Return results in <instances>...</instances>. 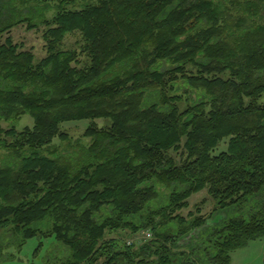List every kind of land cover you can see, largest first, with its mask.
<instances>
[{"label": "trees", "instance_id": "16d2710c", "mask_svg": "<svg viewBox=\"0 0 264 264\" xmlns=\"http://www.w3.org/2000/svg\"><path fill=\"white\" fill-rule=\"evenodd\" d=\"M36 1L56 14L0 20V233L55 237L59 264H232L263 238L264 0ZM24 24L44 59L5 38ZM82 121L90 146L62 155ZM204 191L214 213L183 217Z\"/></svg>", "mask_w": 264, "mask_h": 264}, {"label": "rangeland", "instance_id": "374dc122", "mask_svg": "<svg viewBox=\"0 0 264 264\" xmlns=\"http://www.w3.org/2000/svg\"><path fill=\"white\" fill-rule=\"evenodd\" d=\"M70 1V0H65ZM98 0H75V6L69 8L81 9L87 4L97 3ZM24 2H27L25 4ZM57 2H50L49 6L46 3L38 2L36 0H0V20L4 21L12 14V8L19 11H25L27 9H33V14L36 10L42 13L44 17L52 18L56 14ZM24 13H27L25 11ZM38 21V20H35ZM44 27L40 25L38 28L29 31L27 25H21L14 28L7 37H12L15 44L24 45L25 50L33 51L37 61L44 59L47 56L46 43L43 39ZM79 36H69L66 40L67 47H73ZM264 103V98L262 100ZM108 122V121H107ZM104 120L97 121L99 127L107 125ZM13 123H1L4 129H9ZM19 130L25 127H32L33 120L29 116L24 117L20 123L16 124ZM89 126L88 121L71 122L62 126V132L66 133L69 137L68 142H61L59 139L54 141L55 147H59L62 155H67L68 151L74 152L79 147H89L91 139L85 138L84 134ZM222 147L220 150H224ZM219 150V151H220ZM48 154V153H46ZM7 152L0 149V166L7 161ZM53 157V156H52ZM190 208L182 212V216L189 218V215L197 214V210L200 209L201 215L209 218L215 211V203L209 197L207 191L194 195L189 200ZM224 215H220L222 217ZM213 222V221H212ZM216 222V219L214 220ZM149 231H143L137 235H130L129 232H122L117 235H113L110 238H117L121 242L123 247L124 243L127 246L139 247L151 240ZM20 240L10 236V233H0V263L1 264H59L60 260L65 259V253L62 251L63 247L55 239V237H44L39 235L36 238L30 239L22 248L19 247ZM180 245H184L181 242ZM69 253V252H68ZM232 264H264V237L252 241L249 245L243 249L237 250L232 253Z\"/></svg>", "mask_w": 264, "mask_h": 264}, {"label": "built area", "instance_id": "2783aa9c", "mask_svg": "<svg viewBox=\"0 0 264 264\" xmlns=\"http://www.w3.org/2000/svg\"><path fill=\"white\" fill-rule=\"evenodd\" d=\"M150 236V235H149Z\"/></svg>", "mask_w": 264, "mask_h": 264}]
</instances>
